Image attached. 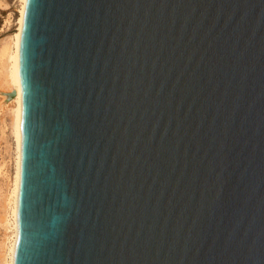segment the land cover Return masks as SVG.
<instances>
[{
    "label": "water",
    "instance_id": "1",
    "mask_svg": "<svg viewBox=\"0 0 264 264\" xmlns=\"http://www.w3.org/2000/svg\"><path fill=\"white\" fill-rule=\"evenodd\" d=\"M18 50L12 264H264V0H26Z\"/></svg>",
    "mask_w": 264,
    "mask_h": 264
},
{
    "label": "bare ground",
    "instance_id": "2",
    "mask_svg": "<svg viewBox=\"0 0 264 264\" xmlns=\"http://www.w3.org/2000/svg\"><path fill=\"white\" fill-rule=\"evenodd\" d=\"M17 1H19V9H18L19 16L17 18V23H16L17 26L14 29V31L8 36V38L5 41H3L2 44H0V85L8 89V90L6 89L7 91L2 92L3 94H1V98H3V101L0 102L1 104L2 103L5 104L6 113L9 116V120H10L9 123L10 133L14 139L13 140L14 141V171H13L14 173L12 174L13 177L10 176L11 180L9 182L10 183L9 187L5 189L6 191L5 193L2 194L0 200L1 202L0 224L1 226H3L4 230L7 231L5 232V237L0 241L1 242L0 264H12V255L16 240L14 215H15L19 171H20L19 144H20V110H21L20 80L18 75V64H19L18 44H19V37L23 24L24 8H25L26 0H17ZM9 93H13V95L9 96Z\"/></svg>",
    "mask_w": 264,
    "mask_h": 264
},
{
    "label": "rangeland",
    "instance_id": "3",
    "mask_svg": "<svg viewBox=\"0 0 264 264\" xmlns=\"http://www.w3.org/2000/svg\"><path fill=\"white\" fill-rule=\"evenodd\" d=\"M18 9H19V1L0 0V44H2L3 41H5L16 28L17 18L19 16ZM6 89L7 88H4L3 86L0 85L1 102L3 101V98H1V94H3L2 92L8 90ZM1 102H0V106L2 107L3 105V107L2 108L0 107V176L2 175L3 177L2 176L0 177V200L2 194L5 193L6 191L5 189L9 187L10 184L9 182L11 180V177H13L12 174L14 173L13 172L14 171V141H13L14 139L10 133V124H9L10 120H9V116L6 113L5 104L3 103L1 104ZM4 179L5 180L8 179V180L5 181ZM0 215H1V211H0ZM5 232L7 231L4 230L3 226H1L0 224V241L5 237ZM0 261H1V256H0Z\"/></svg>",
    "mask_w": 264,
    "mask_h": 264
}]
</instances>
